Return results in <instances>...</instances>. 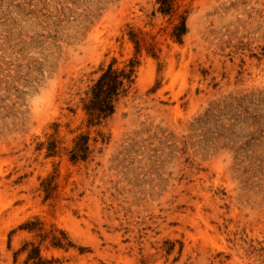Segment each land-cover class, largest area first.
<instances>
[{
    "label": "rangeland",
    "instance_id": "1",
    "mask_svg": "<svg viewBox=\"0 0 264 264\" xmlns=\"http://www.w3.org/2000/svg\"><path fill=\"white\" fill-rule=\"evenodd\" d=\"M0 264H264V0H0Z\"/></svg>",
    "mask_w": 264,
    "mask_h": 264
},
{
    "label": "trees",
    "instance_id": "2",
    "mask_svg": "<svg viewBox=\"0 0 264 264\" xmlns=\"http://www.w3.org/2000/svg\"><path fill=\"white\" fill-rule=\"evenodd\" d=\"M185 32L186 26L183 23L178 29V38H181ZM133 67L134 63H131V69L128 72L126 70L118 71L111 64L101 75L93 86L90 98L85 106V110L91 117V122H100L102 119H107L114 114L120 95L127 91L125 89L126 84L133 82ZM77 152H80V149Z\"/></svg>",
    "mask_w": 264,
    "mask_h": 264
}]
</instances>
